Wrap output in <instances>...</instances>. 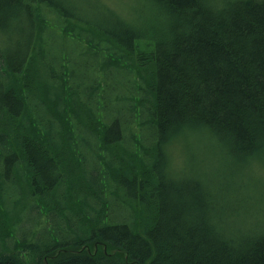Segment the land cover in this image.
<instances>
[{
	"label": "trees",
	"instance_id": "obj_1",
	"mask_svg": "<svg viewBox=\"0 0 264 264\" xmlns=\"http://www.w3.org/2000/svg\"><path fill=\"white\" fill-rule=\"evenodd\" d=\"M64 1L0 0V264H264V0ZM70 36L123 93L72 82ZM191 135L220 175L174 166Z\"/></svg>",
	"mask_w": 264,
	"mask_h": 264
},
{
	"label": "rangeland",
	"instance_id": "obj_2",
	"mask_svg": "<svg viewBox=\"0 0 264 264\" xmlns=\"http://www.w3.org/2000/svg\"><path fill=\"white\" fill-rule=\"evenodd\" d=\"M77 3L79 5L86 3L87 0H66L64 1L67 5H69V2ZM91 2L93 5V9L99 10V5L94 1V0H88ZM138 0H102L101 2H104L107 4L109 7L115 9L122 15L126 17H135V13L133 8L136 6H139V4H136ZM91 7V6H90ZM136 9L135 11H137ZM138 17V16H137ZM57 47L62 46L65 48L66 55L69 58V64H70V70L72 71L70 75V79L74 84H79L84 81H90L93 79V77H96L97 80H102L103 82L107 83L108 86L104 87L103 91H97L98 94V99L101 101L100 96L101 95H113L114 93H123L124 92V87L122 85L125 77L123 75V72L120 71L119 73L116 72H111L107 73V69L104 70L101 68L100 70L98 69L97 72L95 71V68L97 66H102V63L104 62V54H101L95 50H91V48L88 47V43L85 42L83 39H79L75 36H70L65 39H59L55 43ZM96 106L100 107L102 106L96 113L98 115V118H101L103 115L106 114H114L115 109L118 107L120 110L125 109V105H119L116 106L114 104H106L102 103L101 105L99 103H96ZM124 114L128 116V112L125 109ZM195 137L193 135L189 136L188 138H182V140L179 139L178 143L175 142L172 144L170 147L169 153L170 157L173 161L174 166L178 169H181L184 167L185 163L188 162L187 159L191 158L190 156H198V157H203L204 159L208 156L211 160H215L216 164L214 168L216 169V172L218 175L222 173V166L224 161H227L228 158H225L219 154L217 156L216 154H211L209 151L202 152L200 151V148L194 144ZM264 158V156H261ZM210 160V161H211ZM212 164V165H213ZM259 163H254L252 166L254 168V171L252 172L255 176L261 175V167L259 166ZM249 166L248 168H252ZM252 168V170H253ZM263 177V175H262ZM264 183V182H263ZM11 186V185H8ZM260 188V187H259ZM258 191V189H257ZM253 202L251 201L249 206H252ZM255 216L253 214H249V216L246 218V224L247 223H253L255 221ZM5 224V223H4ZM14 227V225H13ZM41 230V228H40ZM39 230V231H40ZM9 231V235L13 236V241L17 242V236H16V231H13L11 222H9L7 226V230ZM6 239V238H5ZM3 241H0V244ZM4 243V247H6V242ZM27 254V253H25ZM22 256H24L22 254Z\"/></svg>",
	"mask_w": 264,
	"mask_h": 264
}]
</instances>
